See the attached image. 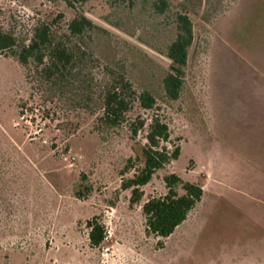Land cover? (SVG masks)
Here are the masks:
<instances>
[{
    "label": "rangeland",
    "instance_id": "1",
    "mask_svg": "<svg viewBox=\"0 0 264 264\" xmlns=\"http://www.w3.org/2000/svg\"><path fill=\"white\" fill-rule=\"evenodd\" d=\"M81 1L70 9L59 0H0V29L23 39L31 25L44 21L62 35L76 14L83 15L105 32L90 35L102 38L90 49L89 70L99 72L98 59L122 61L134 89L156 98V110L135 105L127 118L158 115L169 129L167 149L178 146L179 154L129 204L120 182L138 167L145 129L134 139L125 126L98 131L95 116L69 108L66 100L46 102L47 94L26 84L17 63L0 54V264H207L203 249L211 236H220V227L236 238L239 226H253L264 213L246 192L252 185L245 167L232 180L237 194L223 190L228 202L221 201L214 216L207 215L210 189L204 186L211 177L208 154L223 149L219 145H235L249 157L246 150L264 151V129L256 132L244 122L238 128L235 120L239 104L264 120V0H166L162 15L152 11L150 0ZM177 13L190 19L194 41L179 99L167 102L160 88L167 63L160 52ZM170 173L206 188L198 217L210 221L199 220L168 240L145 236L140 207L164 195L162 178ZM92 218L106 237L97 249L89 248L86 237Z\"/></svg>",
    "mask_w": 264,
    "mask_h": 264
},
{
    "label": "trees",
    "instance_id": "2",
    "mask_svg": "<svg viewBox=\"0 0 264 264\" xmlns=\"http://www.w3.org/2000/svg\"><path fill=\"white\" fill-rule=\"evenodd\" d=\"M59 1L70 9L82 2ZM167 7L166 0H150V8L157 15L164 14ZM60 18L61 15H57L52 22ZM172 24L173 35L160 52L167 63L160 78L162 96L167 102L179 99L189 50L194 41L192 24L185 14H175ZM51 26L44 21H37L23 39H18L11 31L0 29V54H7L17 63L24 72L26 84L47 94L46 102L66 100L69 108L95 116L94 124L98 131L125 126L130 139H134L145 129V142L140 151L138 167L130 178L120 182V189L129 191V204L137 203L142 196L141 188L151 181L157 171L176 160L179 154L178 146L170 151L167 149L169 129L158 115L153 114L148 122L139 115L133 120L127 118L135 105L143 112L156 110V98L149 90L134 89L124 75L122 61L108 57L105 61L98 59L99 72L94 75L89 70L87 64H91L92 56L90 49L95 39L102 38L90 35L105 32L83 15L76 14L65 25L62 35H57ZM223 46L226 49L225 43ZM239 107L240 110H236L235 114L240 122L238 128L244 122L252 130L247 123L252 124L261 114L248 115L241 104ZM130 163L131 160L127 159V164ZM128 165L124 166L123 173L129 170ZM162 182L164 195L147 199L140 207V214L144 221V235L165 239L193 210L202 191L197 185L183 182L172 173L165 175ZM74 196L81 198L78 193H74ZM85 228L89 248L97 249L103 242V226L96 218H92L86 221Z\"/></svg>",
    "mask_w": 264,
    "mask_h": 264
},
{
    "label": "crops",
    "instance_id": "3",
    "mask_svg": "<svg viewBox=\"0 0 264 264\" xmlns=\"http://www.w3.org/2000/svg\"><path fill=\"white\" fill-rule=\"evenodd\" d=\"M235 120L237 124L240 123L236 118ZM263 125L264 120H261V117H259L250 125V127L253 130L256 129L255 131L257 132L259 127L264 129ZM225 146L226 147H222L219 145L218 148L223 149H221L218 153L215 152L216 154H208L205 167L211 177L206 178V182L204 184V186H208L207 189H210V198L206 201L207 204L203 198L206 188L204 187L203 189L202 186H198L202 191L199 202L195 205L193 210L189 212L186 219L178 227H176L173 233L169 237L165 238V240H168L173 236H182L185 233L190 232L194 223H198L199 220L201 221L198 217L200 215L199 210L202 206H205L204 204H206L208 212L210 213H207V215L214 216L215 213H217V210L222 207V202H228L222 197V193L225 192L223 190H227L228 187L229 189L235 191V194H237L238 188L235 186L237 183L232 182V180H234V174L237 172L239 173L243 167L247 169L246 171H248V173L250 171L252 190L249 191V189L246 188V192L250 193L248 196L254 199L257 204L261 203L264 205V151L262 148H258V150L252 149V153L251 149L248 151L246 150V152L251 155L249 157L243 151H239L238 149V151H236L234 148L235 145L232 146L226 144ZM225 152L229 153L227 154L228 163L223 162L224 157H226L224 156L226 155ZM246 163L250 164L252 167ZM257 208H259V206H257ZM261 210L264 211V209ZM207 215L203 218L200 224L205 225L206 223H209L210 220ZM259 215H261V218H257L258 221L255 220L253 226H239L237 232H235L237 235L236 238H234L235 234L233 236L231 235L232 237H229L227 236V233L225 236L222 232H224L226 228L224 226L220 227L218 231L219 233H216L220 234V236H211L209 239L211 242L208 241L207 247L203 249V251H205V256L208 257L207 264H260L261 259L264 260V257H262L264 256V235L263 237L259 236L261 229L262 231L264 230V213H260ZM238 231H240V233ZM189 254L190 253H188V255ZM230 255L233 257H230Z\"/></svg>",
    "mask_w": 264,
    "mask_h": 264
},
{
    "label": "built area",
    "instance_id": "4",
    "mask_svg": "<svg viewBox=\"0 0 264 264\" xmlns=\"http://www.w3.org/2000/svg\"><path fill=\"white\" fill-rule=\"evenodd\" d=\"M106 239V237H105V235H104V238H103V240H105Z\"/></svg>",
    "mask_w": 264,
    "mask_h": 264
}]
</instances>
